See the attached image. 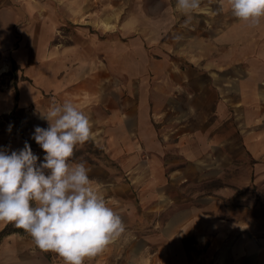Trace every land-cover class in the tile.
<instances>
[{"label":"crops","instance_id":"obj_1","mask_svg":"<svg viewBox=\"0 0 264 264\" xmlns=\"http://www.w3.org/2000/svg\"><path fill=\"white\" fill-rule=\"evenodd\" d=\"M175 4L131 0L117 24L130 39L121 51L161 58L121 63L125 82L135 70L130 80L150 84L149 95L142 91L117 124L105 116L92 131L119 171L106 160L84 161L90 180L126 231L84 264H264V18L253 27L232 15L227 0H202L186 26ZM3 16L7 27L15 22L10 0H0ZM149 69L151 79L143 77ZM30 146L42 162L32 138ZM8 226L0 264H64L13 223L0 222V233Z\"/></svg>","mask_w":264,"mask_h":264},{"label":"rangeland","instance_id":"obj_2","mask_svg":"<svg viewBox=\"0 0 264 264\" xmlns=\"http://www.w3.org/2000/svg\"><path fill=\"white\" fill-rule=\"evenodd\" d=\"M130 2L10 0L15 22L7 27V17L0 18V70H5L0 71V148L19 150L25 141L30 145L35 127L41 125L40 112H46L53 101L73 103L90 118L94 131L101 128L105 116L117 124L120 114L132 112L142 91L147 89L149 95L150 84L142 87L130 80L136 79L135 70L129 71L133 75L125 82L129 75L121 69L122 62L134 68L135 62L146 59L144 56L150 65L154 58H161L150 52L137 55L121 51L120 43L130 39L120 37L117 24L132 8ZM105 18L115 25L106 27ZM152 76L150 69L143 75ZM31 93L39 99L31 101ZM20 95L28 99L25 104ZM115 127L118 135L119 126ZM108 154L90 138L76 146L73 156L91 163L109 161L116 173L117 160H109ZM216 186L207 184L209 189ZM232 207L235 204L228 205ZM15 231L19 234L23 230ZM145 251L150 254L152 249ZM180 252L176 249L177 254Z\"/></svg>","mask_w":264,"mask_h":264},{"label":"clouds","instance_id":"obj_3","mask_svg":"<svg viewBox=\"0 0 264 264\" xmlns=\"http://www.w3.org/2000/svg\"><path fill=\"white\" fill-rule=\"evenodd\" d=\"M227 3L232 15L250 26L264 18V0ZM201 5L202 0H176L175 7L187 26ZM40 118L48 127L36 126L32 139L45 153L42 162L27 141L19 150L0 148V222L24 230L39 249L58 254L64 264H84L120 237L126 225L93 187L86 162L72 160L76 146L92 136L90 118L68 101H53Z\"/></svg>","mask_w":264,"mask_h":264},{"label":"trees","instance_id":"obj_4","mask_svg":"<svg viewBox=\"0 0 264 264\" xmlns=\"http://www.w3.org/2000/svg\"><path fill=\"white\" fill-rule=\"evenodd\" d=\"M10 230H11V229H10V226L6 227V228L0 233V236H3V235H5V234L11 232Z\"/></svg>","mask_w":264,"mask_h":264}]
</instances>
